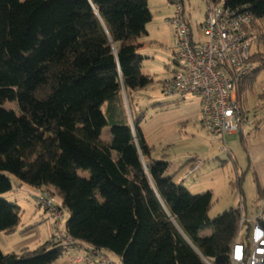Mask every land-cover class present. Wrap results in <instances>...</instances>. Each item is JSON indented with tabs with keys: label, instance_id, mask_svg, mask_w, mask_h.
<instances>
[{
	"label": "trees",
	"instance_id": "trees-1",
	"mask_svg": "<svg viewBox=\"0 0 264 264\" xmlns=\"http://www.w3.org/2000/svg\"><path fill=\"white\" fill-rule=\"evenodd\" d=\"M221 1L252 17L253 68L237 84L241 104L264 70V0L206 3ZM151 19L147 0H0V194L12 189L11 176L47 187L69 214L65 232L121 264H232L243 177L234 182L239 204L209 217L211 190L193 194L175 181L178 170L168 173V160L150 156L140 127L146 114L129 118L125 96L152 82L139 52ZM19 222V207L0 198V232ZM65 249L49 238L34 249L0 250V264H51Z\"/></svg>",
	"mask_w": 264,
	"mask_h": 264
},
{
	"label": "built area",
	"instance_id": "built-area-1",
	"mask_svg": "<svg viewBox=\"0 0 264 264\" xmlns=\"http://www.w3.org/2000/svg\"><path fill=\"white\" fill-rule=\"evenodd\" d=\"M174 10L167 23L173 27V70L160 81L164 96L180 98L192 95L198 99L200 125L213 137L224 140L225 135L239 132L247 122V113L237 98V84L253 68L249 61L251 42L246 28L252 17L231 10L220 3H210L201 23V41L192 33L185 17L182 0H168ZM203 161L194 160L181 179L192 175ZM32 199L50 220L51 240L64 248L83 249L76 263L114 264L106 252L84 247L61 228L62 211L47 187L33 188ZM239 197V195H238ZM248 221L249 231L241 241L242 230ZM264 199L258 202L253 217L241 218L238 239L232 245V264H264Z\"/></svg>",
	"mask_w": 264,
	"mask_h": 264
},
{
	"label": "rangeland",
	"instance_id": "rangeland-1",
	"mask_svg": "<svg viewBox=\"0 0 264 264\" xmlns=\"http://www.w3.org/2000/svg\"><path fill=\"white\" fill-rule=\"evenodd\" d=\"M147 2L151 11L152 19L146 26L147 34L141 38L142 46L139 52L143 56L141 61L143 73L146 72L153 75V79L151 84H149V86L145 89L132 92L131 94H128V97L124 95V101L129 118L130 115L134 116L137 113L144 112L146 114V119H149L151 114L154 112V108L152 106L153 104L164 103L166 101L172 102L171 99H175V97H166L162 94L158 81L159 79L163 78L171 68H173L172 47L174 46V31L173 27L167 23V18L172 15L174 7L168 0H147ZM182 2L184 14L189 23L191 31L197 37V40L201 41V23L204 20L205 11L208 6L206 0H182ZM253 49L254 43L252 45V50ZM3 107L5 109H13L15 111L17 110L16 105L13 102H7ZM193 127L197 131L200 130L197 125ZM110 129L111 128L108 126L104 127L103 132L101 133V138L103 140L110 139ZM203 131L200 130V133L205 134L206 132L204 131V133ZM201 134L195 133V135L198 136L192 138L190 143L187 142L188 140L179 141L176 143L173 142L172 145L169 146V151H167L170 153L169 156L174 159V162H176V160L180 161L183 158L193 155L200 157H197L200 160H204L203 164L192 175L182 182V185L193 194L211 190L212 202L208 211V215L209 217L214 218L228 207L239 204L238 193L236 192L237 190L234 182L236 177L245 174V179L242 181V185L245 189L244 193L246 196L247 217L245 215V211L244 216L246 219H248L249 213L251 212L252 206L254 205L253 202L255 200V188L250 173L248 172L246 176V157L245 153L242 151L239 143L237 142L236 136L226 137L225 143L230 154L227 153L228 151L225 149H219L218 146H215L217 149L216 153L214 154L211 151L212 156L210 155V157H208L207 152L210 151H206V149H203L196 143L197 140L203 139ZM215 147L213 146V150ZM173 168L174 167H172V169ZM170 171L171 170L169 169L168 173H171ZM183 171L184 169L181 170L179 174H181ZM84 175H86V173H84ZM11 179L13 182L12 189L1 193L0 198H3L10 203L16 204L19 207L20 222L16 231L26 228V226L29 227L30 224H34L35 220H38L37 223L40 225L42 224V226L32 225V227H30L27 231V236H25L28 238L23 239L26 240V242H23L22 239L18 238V235H13L12 233L14 232H0V250L8 252L12 249L18 250L23 246H28L29 249H34L39 244L44 242L42 239V234H47V223L49 224V220L47 221L46 218L41 220V216H45L44 214L46 212L41 207L37 206L32 199L31 194L34 191L33 188L19 182L13 176H11ZM51 195L54 197L56 204L61 207L59 198L53 195V193H51ZM61 211V228L64 230L65 222L68 219L69 214L65 209H61ZM41 229H44V233H42ZM245 231L246 229L244 228L241 232V235L244 234ZM36 233H39V240L41 241H38V239L29 240ZM207 234H209L207 229L201 232V235ZM12 239V245H8ZM79 251V249L66 248L65 252L52 263L78 264L73 259L83 255V253L78 255ZM106 254L114 264H121L120 259L116 255L108 251H106ZM80 264L86 263L81 262Z\"/></svg>",
	"mask_w": 264,
	"mask_h": 264
},
{
	"label": "crops",
	"instance_id": "crops-1",
	"mask_svg": "<svg viewBox=\"0 0 264 264\" xmlns=\"http://www.w3.org/2000/svg\"><path fill=\"white\" fill-rule=\"evenodd\" d=\"M259 23L264 29V19L261 20ZM260 50L264 51V44L261 45ZM141 70H142V66H141ZM172 70L173 68H171L164 75L163 78L167 77L172 72ZM144 74L149 75L153 79V75L146 73V72ZM163 78L158 80L159 85H160V81ZM263 93H264V70L258 74L253 85L249 89H247L243 94L241 107L248 115L247 122L245 123L243 129L239 132H234V133L225 135L223 141L220 140L219 138H215L212 135H210L200 125L199 123V104H198V99L196 97L192 95H188L183 98H180L177 96H166V97H175V99H171L172 101H176L175 104L174 105L170 104V105L160 107V108L155 107L154 112L151 114L150 118L149 119L145 118V120L141 123V126H140L147 145L154 149L150 155L151 158L161 159L164 157V159L168 160L170 163L169 169L171 170L170 171L171 173L178 170L174 176V180L177 182H180V181L183 182L185 179L188 178L187 177L185 179H181L187 167L194 160L200 157L193 155L187 158H183L180 161L176 160V162H174V159L169 156L170 153L167 152L169 151V146L172 145L173 142L176 143L179 141L188 140L187 142L190 143V140H192V138H194L195 136H198V135H195V133L201 134L200 130L202 131L204 130L206 133L203 131L205 134H201L204 140L203 139L197 140L196 143L200 145L203 149H206V151H210V152H207L208 157H210L212 152L214 154L216 153L217 149L215 146H218L219 149H225L226 151H228L227 153L230 154L229 149L227 148L226 143H225L226 137L236 136L237 142L239 143L242 151L245 153L246 176H247V173L249 172L251 175L254 188H255V195H254L255 200L253 202L254 205L252 206V210L248 216V220H250L255 214L257 206H258L257 187L264 188V100L259 98V95ZM196 125L200 130L197 131L193 127ZM103 129H102V132H103ZM231 142H235V141H231ZM212 145L215 147L214 150H213ZM202 161L204 162V160ZM172 167L174 168L172 169ZM183 169L184 171L181 174H179L181 170ZM244 175H241L243 177V180L245 179ZM241 187H242V195H243V201H244L242 204L244 205V211L247 217L246 196L244 193L245 189L243 188V185ZM44 215L45 216H41V220L42 219L44 220V218H46V220L48 221L49 219H47V213H45ZM37 221L38 220H35L34 224H30L29 227H32V225L39 226L40 224L37 223ZM40 226H42V224ZM27 227L28 226H26V228ZM26 228H23L19 231H15L12 234L18 235V238L22 239L23 242H26V240H23V239L28 238L25 236H27L26 234H28L27 231L29 229L22 232ZM47 228H48L47 234H42L43 241L48 240L51 236L50 220H49V224L47 223ZM41 231L42 233H44V229H41ZM207 231L210 233L211 229H207ZM13 239L9 242L8 245L10 244L12 245ZM36 239H38V241H41L39 240L40 239L39 233H36L29 240H36ZM83 246L85 247V245ZM22 248H28V246H23L19 248L18 250ZM15 250L12 249V250H9L8 252H18V250L16 251ZM79 250L80 251L78 252L79 253L78 255L83 253V249H79ZM2 252L7 253L4 251Z\"/></svg>",
	"mask_w": 264,
	"mask_h": 264
},
{
	"label": "water",
	"instance_id": "water-1",
	"mask_svg": "<svg viewBox=\"0 0 264 264\" xmlns=\"http://www.w3.org/2000/svg\"><path fill=\"white\" fill-rule=\"evenodd\" d=\"M263 227H264V223H263Z\"/></svg>",
	"mask_w": 264,
	"mask_h": 264
}]
</instances>
